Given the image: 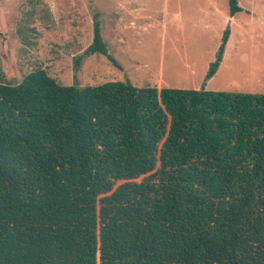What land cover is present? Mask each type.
Here are the masks:
<instances>
[{
    "label": "trees",
    "instance_id": "16d2710c",
    "mask_svg": "<svg viewBox=\"0 0 264 264\" xmlns=\"http://www.w3.org/2000/svg\"><path fill=\"white\" fill-rule=\"evenodd\" d=\"M0 264H264V94L0 80Z\"/></svg>",
    "mask_w": 264,
    "mask_h": 264
},
{
    "label": "rangeland",
    "instance_id": "374dc122",
    "mask_svg": "<svg viewBox=\"0 0 264 264\" xmlns=\"http://www.w3.org/2000/svg\"><path fill=\"white\" fill-rule=\"evenodd\" d=\"M0 0V80L44 69L62 85L128 80L134 86L264 94V0ZM98 11L104 54L74 58L91 43ZM230 35L206 79L224 28Z\"/></svg>",
    "mask_w": 264,
    "mask_h": 264
}]
</instances>
